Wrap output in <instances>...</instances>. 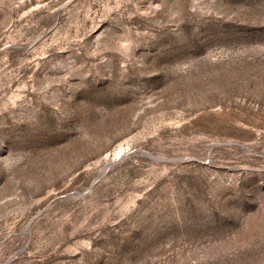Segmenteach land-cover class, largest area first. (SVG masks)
<instances>
[{
	"label": "rangeland",
	"instance_id": "obj_1",
	"mask_svg": "<svg viewBox=\"0 0 264 264\" xmlns=\"http://www.w3.org/2000/svg\"><path fill=\"white\" fill-rule=\"evenodd\" d=\"M0 264H264V0H0Z\"/></svg>",
	"mask_w": 264,
	"mask_h": 264
}]
</instances>
